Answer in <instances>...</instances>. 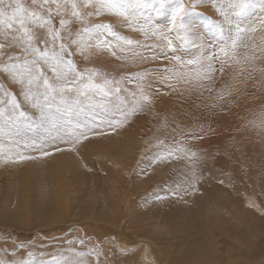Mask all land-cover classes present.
I'll return each instance as SVG.
<instances>
[{
  "label": "rangeland",
  "instance_id": "374dc122",
  "mask_svg": "<svg viewBox=\"0 0 264 264\" xmlns=\"http://www.w3.org/2000/svg\"><path fill=\"white\" fill-rule=\"evenodd\" d=\"M21 2L32 5V0ZM76 2L81 12L92 11L79 7L84 0ZM229 2L235 0H183L191 9L187 21L194 34L178 35L170 28L171 4L161 15L152 13L149 24L139 15L132 26L109 14L82 22L65 17L73 33L81 23L112 26L115 36L85 37L81 43L87 47L69 57L80 72L95 70L112 79V94L65 93L92 104L104 120L97 134L75 149L61 142L62 151L51 148L42 156L21 143L19 152L32 159L14 156L11 162L0 156L3 264H20L30 259L28 252L36 264L76 259L84 264H264V126H258L264 113V14L259 6L249 12L236 60L230 52L222 74L219 60L213 61V72L198 74L200 65H186L197 59L207 66L203 58L218 51L223 17L217 8ZM104 40L112 47H104ZM5 90L34 114L10 77L0 75V93ZM142 92L148 100L141 99ZM23 135L30 141L46 133ZM0 142L7 147L6 140ZM60 160L64 164L57 169ZM65 181L69 188L58 192Z\"/></svg>",
  "mask_w": 264,
  "mask_h": 264
},
{
  "label": "snow or ice",
  "instance_id": "6c2138e0",
  "mask_svg": "<svg viewBox=\"0 0 264 264\" xmlns=\"http://www.w3.org/2000/svg\"><path fill=\"white\" fill-rule=\"evenodd\" d=\"M169 4L174 5L170 28L177 30L178 35L180 31L194 34L192 25L187 21L191 9L186 10L183 0H84L79 7L92 8L91 12L86 13L78 10L76 0H72L70 12L67 0H41L39 4L37 0H32L31 6H26L21 0H0V75L10 77L11 82L20 89L23 103L38 115V119L34 118V114L22 108L21 102L13 92L5 90L0 93V140L7 141V147L0 142V156L11 162H16L14 156L19 160L32 159L33 157L19 152L21 143L25 148H35L42 156L50 155L51 148L62 151L59 147L61 142L75 149L90 135H96V130L104 123L103 118L95 114L92 104L85 105L79 99L65 98V93L74 92L78 97H88L90 94L110 97L113 80L95 70L90 73L80 72L69 57L75 54L76 48L83 51V48L87 47L81 43L85 37L90 40L101 39L104 32L112 36L116 33L110 24L88 26L83 23L77 32L73 33L66 16L70 15L82 22L85 17L109 14L122 18L129 22L128 26H132L130 22L138 15L144 17L143 24H149L152 13L163 14ZM258 6L264 14V0H260L259 5L255 0H235L218 6L217 11L223 17V22L218 25L222 45L218 51H213L203 58L208 61L207 66L197 59L186 61V65H200L198 74L200 71L213 72L216 71L213 61L219 60V71L222 74L230 52L231 59L236 60L235 49L241 34L246 30V18L249 12ZM225 7L231 9V12H226ZM139 26L136 25L137 28ZM124 43L132 42L124 40ZM103 46L112 47L106 40L103 41ZM167 46L172 47L171 39L167 40ZM173 58L178 63L181 62L175 50ZM97 76L102 77V82H96ZM114 91L119 93L121 90L116 87ZM220 98L223 99V95ZM141 99L148 100V97L142 92ZM258 126H264V113H261ZM41 130L46 135L40 140L24 139V133L35 135ZM190 187L194 189L195 184L190 182ZM80 243H83V240ZM28 256L30 259L21 260L20 264H36V261L31 259L32 252H28ZM0 264H3V261H0ZM52 264L84 262L82 259L65 262L55 260Z\"/></svg>",
  "mask_w": 264,
  "mask_h": 264
},
{
  "label": "bare ground",
  "instance_id": "6f19581e",
  "mask_svg": "<svg viewBox=\"0 0 264 264\" xmlns=\"http://www.w3.org/2000/svg\"><path fill=\"white\" fill-rule=\"evenodd\" d=\"M121 139V138H120ZM102 150V149H101ZM103 151H104V149H103ZM114 158V157H113ZM119 158V157H118ZM61 159V158H60ZM73 159V158H72ZM65 160V159H64ZM63 160V161H64ZM71 160V159H70ZM76 160V159H75ZM116 160V159H115ZM62 160H60L59 161V166H57V169H60V167H61V165H63L64 164V162H63ZM67 161V160H66ZM58 162V161H57ZM69 162V161H68ZM116 162V161H115ZM71 163V162H70ZM71 165V164H70ZM76 166V165H75ZM72 167H74V166H72ZM57 171H59V170H57ZM68 172V171H67ZM66 174V173H65ZM95 181V180H94ZM60 184H62V186L61 187H57V190H58V192H60V193H64L68 188H67V183H66V181L65 182H62V183H60ZM66 184V189L63 187V185H65ZM60 186V185H59ZM61 188V189H60ZM121 189V188H120ZM212 191V190H211ZM215 195H217V194H215ZM64 196H65V194H64ZM33 197V196H32ZM54 197V196H53ZM211 197H213V196H211ZM222 197V196H221ZM56 198V197H55ZM218 198V197H217ZM223 198V197H222ZM221 198V199H222ZM65 199H67V198H64V200ZM219 199V198H218ZM56 200H57V198H56ZM61 200V199H60ZM209 200V199H208ZM212 200V202H213V199H211ZM223 200V199H222ZM63 201V200H62ZM59 202V201H58ZM208 202H210V201H208ZM228 202V201H227ZM65 203H67L66 202V200H65ZM69 204V203H68ZM220 205L222 206V204L220 203ZM229 205V204H228ZM227 206V205H226ZM229 206H231V205H229ZM68 207V206H67ZM132 209V208H131ZM208 214V213H207ZM210 215V212H209V214H208V216ZM62 218V217H61ZM215 219V218H214ZM72 221V220H71ZM75 222V221H74Z\"/></svg>",
  "mask_w": 264,
  "mask_h": 264
}]
</instances>
